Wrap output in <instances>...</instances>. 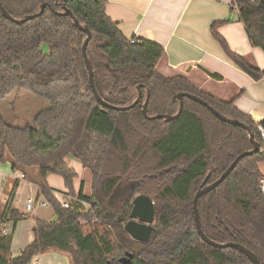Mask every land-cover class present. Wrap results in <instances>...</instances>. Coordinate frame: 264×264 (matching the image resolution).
Here are the masks:
<instances>
[{
  "label": "trees",
  "instance_id": "1",
  "mask_svg": "<svg viewBox=\"0 0 264 264\" xmlns=\"http://www.w3.org/2000/svg\"><path fill=\"white\" fill-rule=\"evenodd\" d=\"M0 3L18 19L37 13L44 3L50 5L41 16L22 23L0 11V108L21 91L39 103L32 119L18 125L0 109V163L11 161L12 171L36 183L56 216L50 221L35 218L33 239L14 250V232L28 217L13 206L21 181L16 178L10 196L0 203V264H30L52 251L66 254L70 264H122L127 251L134 253L128 264H254L236 248H215L204 242L193 209V198L208 173L211 183L240 153L252 150L250 132L260 143L252 117L239 110L234 99L207 94L183 75L160 73L157 64L165 48L155 41L125 36L107 14V0ZM232 4L238 6L250 43L264 53V0H233ZM63 6L92 32L87 52L96 88L106 102L130 105L141 85L143 101L149 94L150 116L173 115L180 105L173 96L187 92L244 122L249 130L220 120L189 98H184L181 115L171 122L146 119L139 104L126 111L104 107L89 83L82 52L87 34L73 17L57 13ZM225 21L212 24V36L239 68L255 80L263 79L264 69L233 51L218 32ZM68 156L90 170V194L85 193L83 182L76 189L78 173L65 161ZM261 161L260 152L242 159L220 185L199 199L198 209L210 239L241 244L264 264ZM49 174L63 178L68 192H61L69 199L68 208L55 198ZM121 188L126 191L122 197L117 196ZM138 194L155 201V230L146 242L133 239L125 230ZM9 226L11 231L4 234Z\"/></svg>",
  "mask_w": 264,
  "mask_h": 264
},
{
  "label": "crops",
  "instance_id": "2",
  "mask_svg": "<svg viewBox=\"0 0 264 264\" xmlns=\"http://www.w3.org/2000/svg\"><path fill=\"white\" fill-rule=\"evenodd\" d=\"M232 3L233 0H107L106 12L128 38L155 41L165 48L157 64L160 73L169 77L183 75L207 94L224 101L234 99L237 108L258 123L264 121V78L255 80L239 68L211 33L215 21L227 20L220 24L218 32L230 48L264 69V53L250 43L238 9ZM65 161L78 174L85 170L74 157L68 156ZM12 173L21 182H32L28 177L21 178L20 171ZM47 180L57 191L67 189L61 176L49 174ZM8 197L0 203H5ZM35 218L38 217L34 216L33 222ZM33 222L25 231L20 230L21 222L18 224L13 236L14 250L33 239ZM8 229L11 231L10 226ZM45 255L36 257V264H70L68 256L62 263H49Z\"/></svg>",
  "mask_w": 264,
  "mask_h": 264
},
{
  "label": "water",
  "instance_id": "3",
  "mask_svg": "<svg viewBox=\"0 0 264 264\" xmlns=\"http://www.w3.org/2000/svg\"><path fill=\"white\" fill-rule=\"evenodd\" d=\"M47 7H50L48 3H44L40 6V9L37 13L35 14H30L25 16L24 18L18 19L13 16H11L7 10L4 8V6L0 3V11L1 13L8 18L9 20L15 22V23H22L25 21H28L30 19L36 18L41 16L45 9ZM58 14L62 15H68L74 18V23L75 25L82 31H84L87 36L84 40L83 47H82V52L83 56L86 61V66L88 69V74H89V83L92 88V91L94 93V96L96 100L103 105L106 108L109 109H114V110H121V111H126L130 110L133 107H135L137 104H139L142 107V113L146 117V119L152 120V119H163L165 122H171L175 119H177L184 107V98H189L191 100H194L198 102L199 104L207 107L215 116H217L220 120L228 122L230 124H234L237 126H240L246 130H249V126L246 125L244 122L240 121L237 118H232L225 116L224 114L220 113L217 109H215L212 105H210L204 98L187 93V92H178L173 96V101L178 100L180 105L177 113L170 115V114H156L153 116H150L147 112V106H148V98L149 94L147 96V99L145 101L142 100L141 96V85L137 87V90L139 92V96L130 104L127 106H117L110 104L103 100L98 93V90L95 85V80H94V72H93V67L92 63L90 60V57L87 52V46L88 43L92 37V32L88 28V26L81 24L80 21L74 16L73 12L68 9L66 6L62 7L61 12H57ZM250 140L253 145V149L249 151H244L240 153L234 160L233 162L228 166V168L223 172V174L218 178L217 180L208 183L209 178H210V173L207 174L205 179L203 180L202 184L200 185L199 189L197 190L194 198H193V209H194V215H195V223H196V228L197 231L202 238L204 242L207 244L215 247V248H226V247H233L247 255L251 261L254 264H261L259 259L256 257L254 253H252L250 250H248L246 247H244L241 244L234 243V242H226V243H219L215 240L210 239L206 233L204 232L201 222H200V216H199V209H198V201L199 199L204 196L205 194L209 193L212 191L214 188H216L218 185H220L229 175L230 173L235 169V167L238 165V163L244 159L247 156L257 154L260 152V143L254 139L253 134L250 132L249 133ZM133 207L130 213V219L129 221L125 224V230L126 232L135 240L141 241V242H146L149 241L151 238L152 233L155 230V221H156V207H155V201L153 200L152 197L146 194H138L135 196V198L132 201ZM134 258V253L127 251L125 255L120 259V262L122 264H128L130 263L131 259Z\"/></svg>",
  "mask_w": 264,
  "mask_h": 264
},
{
  "label": "rangeland",
  "instance_id": "4",
  "mask_svg": "<svg viewBox=\"0 0 264 264\" xmlns=\"http://www.w3.org/2000/svg\"><path fill=\"white\" fill-rule=\"evenodd\" d=\"M31 97L32 95L27 93L26 91L15 92L6 100L4 104H2L0 109L2 110L3 114H6V116L10 115L11 118H9L8 120L12 121V123L16 125H18V122L24 123V120H31V117L39 109V103H37L36 99ZM14 115L20 117V121H18L16 117H12ZM2 166H5L7 169L2 170ZM11 167V161L0 163V202H3L8 196H10L12 188L14 186L13 181L15 182V176L13 175L12 170L10 171ZM259 167L263 174L264 161L259 162ZM35 171H37V169H35ZM20 176L21 178H23V175L20 174ZM91 179L92 175L90 170L85 169L81 171V173L78 174L76 183L77 185H75V187L77 186L76 189H78L80 183L83 182L85 193L90 194ZM23 180L24 179H22V181ZM20 183L23 184H20V187L16 193V197L13 201V206L19 208L22 212L28 214V217L20 223V230L25 231L27 226H30V224L33 222L32 219L34 218V216H37L38 218L47 221L55 220L56 216L53 208L51 206H42L41 204V202H43L44 200V197L42 194L39 193L38 185L34 182L30 183L28 181L25 183L20 181ZM64 191L68 192V189ZM125 193V189L121 188L118 191L117 196L122 197ZM29 198H34V203L32 204L31 210H27L26 208V203ZM45 256L49 258V263H56L58 261H60L59 263H62L64 261L65 256L67 255L62 252L52 251L46 254Z\"/></svg>",
  "mask_w": 264,
  "mask_h": 264
},
{
  "label": "built area",
  "instance_id": "5",
  "mask_svg": "<svg viewBox=\"0 0 264 264\" xmlns=\"http://www.w3.org/2000/svg\"><path fill=\"white\" fill-rule=\"evenodd\" d=\"M234 7L236 9H238V6L235 4ZM133 40V39H132ZM134 41V40H133ZM257 130L259 132L261 141H260V153L264 154V123L258 122L257 123ZM259 189L262 193V195L264 196V172L259 180ZM54 196L55 198L59 201L60 205L63 208H68L70 205L69 199L61 192V191H57L55 190L54 192ZM34 203V198H29L27 203H26V208L27 210H31L32 209V204ZM42 206H50V203L44 198L43 202H41ZM86 206L88 207V204H86ZM4 234L9 233V229L8 228H4L3 230ZM30 264H36L35 260L30 263Z\"/></svg>",
  "mask_w": 264,
  "mask_h": 264
}]
</instances>
